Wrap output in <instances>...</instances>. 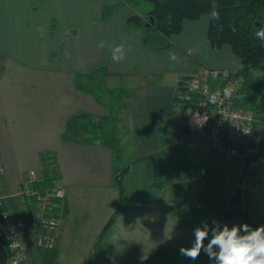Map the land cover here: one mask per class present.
Wrapping results in <instances>:
<instances>
[{
	"label": "crops",
	"instance_id": "crops-1",
	"mask_svg": "<svg viewBox=\"0 0 264 264\" xmlns=\"http://www.w3.org/2000/svg\"><path fill=\"white\" fill-rule=\"evenodd\" d=\"M114 1L0 0V82L12 72L25 77L9 85L6 101L0 99V210L11 217L25 264H42L44 235L53 264H147L160 258L159 264H210L176 248L190 247L193 228L218 220L227 201L208 182L202 189L184 181L192 174L189 165L207 161L209 167L215 154L202 131L187 130L173 96L183 76L203 68L233 73L238 59L227 45L209 46L205 14L183 19L165 49L148 48L141 29L125 25L129 14H140L130 4L100 19L102 5ZM101 41L104 47H98ZM108 45H123L125 59L114 62ZM118 90L123 95L116 101L112 93ZM77 113L101 119L117 145V161L107 146L63 136L67 118ZM51 164L63 196L57 226L41 230L38 214L46 204L24 191L46 177ZM31 169L36 178L25 182ZM119 198V210L95 243Z\"/></svg>",
	"mask_w": 264,
	"mask_h": 264
},
{
	"label": "trees",
	"instance_id": "trees-1",
	"mask_svg": "<svg viewBox=\"0 0 264 264\" xmlns=\"http://www.w3.org/2000/svg\"><path fill=\"white\" fill-rule=\"evenodd\" d=\"M144 1L149 2L150 7L143 14H129L125 18V25L141 29V43L148 48L156 50L165 49L170 45V37L179 31L183 19H196L201 14H205L208 17L210 6L213 3V0ZM136 2L137 0H115L112 3L103 4L100 10V19H105L111 11L121 7L123 4L132 6ZM215 3L218 5L217 10L220 13V19L217 21L207 19L206 40L209 46L214 48L227 45L238 59V67L235 73L241 77V83L236 91V105L251 111L253 126L255 124L264 125V41L257 39L255 36L256 30L264 28V0H215ZM82 88L85 89V87ZM100 120H92L86 113L74 114L67 118L63 136L77 142L96 141L111 149L109 145L114 141L108 137L103 122ZM181 131H184V129L181 128ZM223 142L233 144L237 149L236 155H242L245 160H249V156L255 158L260 154H264V139L253 141L247 136L241 141L230 142L223 139ZM213 154L231 156L215 152ZM114 160H118V155H114ZM123 169H120L116 176L118 182V177ZM31 184L39 195L56 188L55 181L47 176V172L46 177L41 174ZM118 185V192L121 197L122 188L120 183ZM59 199L60 197L50 200V209L44 215L56 214V211L60 209ZM226 200L227 203L225 207L221 208L217 221L230 225L232 217L240 216L245 223L252 227L260 225L251 221L245 211L239 208L238 188H235L232 195ZM118 201L115 210L107 217L100 228L95 243L112 223L114 214L121 206V199L119 198ZM0 243L6 248L1 238ZM204 243L207 244V240ZM44 247L52 248L51 246ZM179 248L176 249L179 251ZM177 258L176 254L173 260ZM198 258L209 262L203 250Z\"/></svg>",
	"mask_w": 264,
	"mask_h": 264
},
{
	"label": "built area",
	"instance_id": "built-area-1",
	"mask_svg": "<svg viewBox=\"0 0 264 264\" xmlns=\"http://www.w3.org/2000/svg\"><path fill=\"white\" fill-rule=\"evenodd\" d=\"M241 83V77L233 72L223 69L203 68L198 73L183 76L176 85L173 96V105L184 116V124L189 131H202L206 148L210 152L225 155H236L237 149L231 143H224L223 139L230 142L243 140L253 130L251 112L239 107L235 102L236 91ZM231 87L232 95L225 98L224 89ZM210 94H218L215 103L209 102ZM222 101V102H220ZM35 171L27 170L24 181L35 180ZM27 196H34L36 200H43L46 204L45 212L50 209L52 198L62 197L59 188L50 189L39 195L33 189H26ZM2 196L0 195V204ZM44 208V207H43ZM38 214V223L41 230H52L58 224L56 214ZM0 238L6 248V264H25L24 253L20 244L17 231L6 211L0 210ZM43 245H50V238L42 236Z\"/></svg>",
	"mask_w": 264,
	"mask_h": 264
},
{
	"label": "rangeland",
	"instance_id": "rangeland-1",
	"mask_svg": "<svg viewBox=\"0 0 264 264\" xmlns=\"http://www.w3.org/2000/svg\"><path fill=\"white\" fill-rule=\"evenodd\" d=\"M149 7L150 3L144 0H137V2L132 5V8H134L135 11L140 12V14H143ZM96 76L97 75H95V77ZM15 81H18L19 83H21V81H25V77L20 71L6 74L5 77L2 75L0 82L1 100L6 101L5 98L9 97V90L11 89L9 85H13ZM85 83L86 87H94L93 81L86 80ZM26 85H31V81H27ZM94 90H96V86L94 87ZM112 95L113 100L117 101L118 97L123 95V92L118 90L114 94L112 93ZM11 100H13L12 97L7 101ZM116 101H114V104H117ZM9 114L10 112L6 111V116ZM106 127L109 128L110 123H106ZM108 134L110 135V132ZM249 137L253 141H256L257 139H264V125L255 124L253 126L252 132L249 134ZM109 147L113 151L114 155H117V145L112 142ZM19 160L21 161V158H19ZM206 162L207 161H201L198 166L189 165L188 171H190L192 174H190L189 177L184 180H187L188 186L193 185L195 187H201L203 185L202 189H205L204 182H208L209 185H212L213 190L218 192L220 201H225L226 198L232 195L235 188H238L239 208L245 211L247 217L251 219V221L264 224V154H260L255 158H251V156H249V160H245L244 157L239 154L236 156L213 155V161H208L209 167L207 166ZM201 166H204L203 173H201ZM25 172L26 170L23 171L21 175ZM46 172L48 177L52 178L53 181L57 180L56 168L53 167L52 164L46 166ZM195 175L198 177L202 176L200 177V182L195 180ZM207 179L208 181H206ZM201 182L203 183L201 184ZM56 188H59V186H56ZM59 189H61L63 196L62 188ZM214 197L216 205L218 195L214 193ZM31 211H33V209H31ZM33 220L34 219H32V222ZM208 223L210 224L211 222ZM233 223L240 224L245 222L240 216H235L231 218V223L229 226H231ZM39 247L41 249L40 258L42 264L55 263L53 261L52 248L48 249L40 245ZM36 257H38L37 253ZM161 260L162 259L160 258L157 262L153 261L152 263L149 262L147 264H159Z\"/></svg>",
	"mask_w": 264,
	"mask_h": 264
},
{
	"label": "clouds",
	"instance_id": "clouds-1",
	"mask_svg": "<svg viewBox=\"0 0 264 264\" xmlns=\"http://www.w3.org/2000/svg\"><path fill=\"white\" fill-rule=\"evenodd\" d=\"M217 9L218 5L213 0L208 14L210 21L220 19ZM255 36L264 41V28L256 30ZM104 46V41L98 45V47ZM108 47L114 62L125 59L123 45H108ZM223 95L225 98H230L232 88H225ZM208 99L209 102L215 103L218 94H210ZM193 235L194 240L190 247L179 248V254L188 259L196 260L203 250L210 264H264V224L252 227L248 223H233L229 226L228 223L213 219L211 225L207 221H201L193 228ZM205 240L207 244L204 243Z\"/></svg>",
	"mask_w": 264,
	"mask_h": 264
},
{
	"label": "water",
	"instance_id": "water-1",
	"mask_svg": "<svg viewBox=\"0 0 264 264\" xmlns=\"http://www.w3.org/2000/svg\"><path fill=\"white\" fill-rule=\"evenodd\" d=\"M6 251L3 245L0 243V264H5Z\"/></svg>",
	"mask_w": 264,
	"mask_h": 264
}]
</instances>
